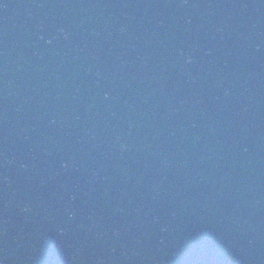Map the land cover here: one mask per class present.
Instances as JSON below:
<instances>
[{"label": "water", "instance_id": "obj_1", "mask_svg": "<svg viewBox=\"0 0 264 264\" xmlns=\"http://www.w3.org/2000/svg\"><path fill=\"white\" fill-rule=\"evenodd\" d=\"M0 264H264V0H0Z\"/></svg>", "mask_w": 264, "mask_h": 264}]
</instances>
